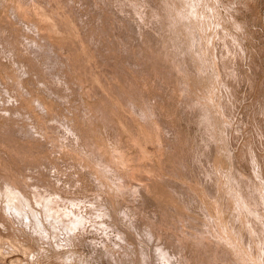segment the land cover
<instances>
[{
	"label": "rangeland",
	"instance_id": "rangeland-1",
	"mask_svg": "<svg viewBox=\"0 0 264 264\" xmlns=\"http://www.w3.org/2000/svg\"><path fill=\"white\" fill-rule=\"evenodd\" d=\"M22 1L0 0V264H116L117 254L125 251L117 252L110 260L97 245H102L103 239H110V236L114 242L116 231L121 229L123 231L119 233L126 234L134 248H129V256L126 254L123 257L125 254H122L117 264H137L138 247L142 241L148 243L144 242L151 249L159 243L170 246V249L173 247L172 252L177 247L180 251L173 254L176 258L182 257L179 258L182 264H255L257 259L262 260L264 0H34L35 3L25 0L21 5ZM57 21H60L61 25H58L61 29L58 25L54 29ZM28 23L30 27L26 25ZM31 42L33 47L35 44L41 47L35 46L38 48L33 50ZM35 51L38 54L35 55ZM47 78H50V83ZM88 85L91 88H87ZM97 86L99 89L101 86L100 91ZM159 126L160 129H157ZM236 131L241 136H236ZM144 132H148L147 135ZM156 132H159L158 135ZM150 136L155 143L157 140L156 144L153 145L152 141L144 144L149 142L145 139L150 140ZM235 137L240 138L239 142ZM124 151L126 154H123ZM144 151L150 158L142 154ZM45 158L50 161L46 162ZM254 160H257L256 167L259 163L257 169ZM117 161V164L113 163ZM130 172H134L136 177ZM137 174H142L141 178ZM131 175H134L133 179ZM136 179L142 180L136 183ZM253 183H256L255 186ZM257 186L261 189L258 187L257 190ZM50 187H54L53 190ZM253 187L257 191H253ZM55 189L62 191L58 193ZM259 191L260 194H257ZM12 192L14 199L8 202ZM252 192L260 195H255L258 200ZM48 193L52 197L56 194L62 197L55 196L58 198L55 200ZM49 196L55 204L51 198L48 202L46 198ZM22 197L26 202L20 203ZM42 198L47 201L45 207L42 206ZM97 201L102 207L106 206L101 208ZM61 202H67L66 207L61 204L66 211L83 209L92 216L93 222L99 224L103 221L101 225L106 223L108 226L99 228L101 225L98 226L97 222L98 228L81 226L79 233H82L77 235L75 243V239L67 237L65 230L52 226L54 215L48 216L49 212L56 213ZM20 204L27 210L25 213ZM15 206L23 211H17ZM106 208L112 218L109 214L107 217L100 214L106 212ZM28 210L32 212L29 216ZM46 210H49L47 216ZM35 212L36 215L33 214ZM68 217L72 220L73 216ZM46 222L48 225L51 223V229ZM131 223L136 226L138 223L139 226L132 229L134 226ZM116 224L126 225L124 228V225ZM102 228L104 232L108 230L107 235L110 232L112 235L110 233L107 237ZM147 229L156 237L152 236L154 240L143 233H149ZM94 230L100 233L96 234ZM132 234L141 240V245ZM65 235L68 239L63 238ZM33 237H38L42 243ZM62 238L66 242H60ZM91 239L96 241L91 242ZM173 241L176 244L184 242L185 245L173 246ZM4 242L10 243L13 248ZM245 242L247 245L244 248ZM63 243H66L65 246ZM153 250L155 255L158 254L157 248ZM8 253L19 254L23 260L13 257V263L7 262ZM122 257L129 258L121 262ZM156 257L158 255L154 256L152 264H168V261L163 263Z\"/></svg>",
	"mask_w": 264,
	"mask_h": 264
},
{
	"label": "bare ground",
	"instance_id": "bare-ground-1",
	"mask_svg": "<svg viewBox=\"0 0 264 264\" xmlns=\"http://www.w3.org/2000/svg\"><path fill=\"white\" fill-rule=\"evenodd\" d=\"M19 1H21V0H19ZM24 1H25V0H24ZM24 1H22L21 5H24V4H23ZM32 1H33V3L36 2V1L34 2V0H32ZM25 2H26V1H25ZM27 3H28V2H27ZM27 3H26L25 5L28 6L29 4H27ZM38 3H39V2H38ZM39 4H40V3H39ZM39 4H38V5H39ZM35 5H36V4H35ZM27 6H25V7H27ZM31 6H32V5H31ZM21 7H23V6H21ZM25 7H24V8H25ZM29 7H30V6H29ZM27 8H28V7H27ZM31 8H32V7H31ZM34 8H35L34 10H36V7H34ZM41 8H42V7H41ZM14 9H15V8H14ZM28 9H29V8H28ZM28 9H27V10H28ZM47 9H48V8H47ZM50 9H51V8H50ZM50 9H49V11H51ZM56 10H57V9H56ZM92 11H93V9H92ZM16 12H17V11H16ZM29 12H30V11H29ZM34 12H35V11H34ZM41 12L44 13L45 11H44V12L41 11ZM71 12H72V11H71ZM46 13H47V12H46ZM50 13H51V12H49V14H50ZM16 14H17V13H15V15H16ZM31 14H32V12H31ZM51 14H52V13H51ZM51 14H50V15H51ZM53 14L58 15L57 13H53ZM97 14H98V13H97ZM45 15H46V14H45ZM93 15H94V14H93ZM17 16H18V15H17ZM17 16H16V17H17ZM52 16H53V15H52ZM52 16H50V17H52ZM97 16L101 18V16H99V15H97ZM94 18H95V17H94ZM59 19H60V18H59ZM61 19H62V18H61ZM95 19H96V18H95ZM20 20H21V18H20ZM55 20H56V18L54 17V20H53V21H55ZM69 20H71V19H69ZM73 20H74V19H73ZM75 20H76V19H75ZM75 20H74V21H75ZM78 20H80V19H78ZM83 20H84V19H83ZM99 20H100V19H99ZM67 21H68V20H67ZM57 22H58V21H57ZM59 22H60V21H59ZM59 22H58L57 24L55 23L56 26H54V29H55V27H58L59 25H61V24H59ZM65 22H66V21H65ZM65 22H64V24H65ZM75 22H76V21H75ZM26 23H27V22H26ZM76 23H78V22H76ZM31 24H32V23H31ZM33 24H34V23H33ZM52 24H53V23H52ZM58 24H59V25H58ZM79 24H80V23H79ZM26 25L29 26V23L26 24ZM53 25H54V24H53ZM53 25H52V26H53ZM57 25H58V26H57ZM66 25H67V24H66ZM8 26H9V25H8ZM24 26H25V25H24ZM28 26H26V28H27ZM47 26H48V25H47ZM63 26H64V25H63ZM71 26H72V25H71ZM29 27H30V26H29ZM29 27H28L27 29H29ZM34 27H36V26H34ZM79 27H80V26H79ZM3 28H4V26H3ZM44 28H45V27H44ZM50 28H51V27H50ZM58 28H60V26H59ZM58 28H56V29H58ZM61 28H62V27H61ZM61 28H60V29H61ZM64 28H66V26H65ZM0 29H1V28H0ZM4 29H5V28H4ZM31 29H32V28H31ZM48 29H49V28H48ZM51 29H52V31H53V27H52ZM29 30H30V29H29ZM66 30H67V28H66ZM32 31H33V30H32ZM57 31L59 32V30H57ZM78 31H79V30H78ZM96 31H97V30H96ZM45 32H46V31H45ZM73 33H74V32H73ZM96 33H97V32H96ZM101 33H102V32H101ZM17 34H18V33H17ZM11 35H12V34H11ZM36 35H38V33H36ZM85 35H86V34H85ZM94 35H96V34L94 33ZM101 35H103V33H102ZM76 36H77V35H76ZM92 36H93V35H92ZM89 37H91V36L89 35ZM98 37H99V36H98ZM100 37H102V36H100ZM7 39H8V38H7ZM91 39H92V37L90 38V40H91ZM21 40H22V39H21ZM33 40H34V39H33ZM90 40H89V41H90ZM30 41H31V40H30ZM95 41H97V39H96ZM11 42H12V41H11ZM22 42H23V41H22ZM34 42H36V40H35ZM90 42H91V41H90ZM93 42H94V41H93ZM101 42H102V41H101ZM101 42H100V45H101ZM4 43H5V42H4ZM32 43H33V42H31V46L33 45ZM48 43H49V42H48ZM70 43H71V42H70ZM70 43H69V44H70ZM10 44H11V43H10ZM22 44H23V43H22ZM22 44H21V45H22ZM34 44H35V43H34ZM90 44H91V43H90ZM21 45H20V46H21ZM50 45H51V44H49L48 47H50ZM94 45H96V42H95ZM35 46H38V45L35 44L34 47H35ZM27 47H28V46H27ZM32 47H33V46H32ZM32 47H31V48H32ZM34 47H33V48H34ZM38 47H39V46H38ZM38 47H36V48H38ZM40 47H41V46H40ZM40 47H39V48H40ZM44 47H45V46H44ZM54 47H55V46H54ZM93 47H94V46H93ZM105 47H106V46H105ZM108 47H109V46H108ZM110 47H111V46H110ZM23 48H26V46L23 47ZM36 48H34L33 50H36ZM45 48H46V47H45ZM66 48H67V47H66ZM68 48H70V46H69ZM99 48H100V47H99ZM51 49H52V47H51ZM54 49H55V48H54ZM90 49H91V48H90ZM101 49H102V48H101ZM28 50H29V49H28ZM30 50H31V49H30ZM30 50H29V51H30ZM33 50L31 51V53L33 52ZM47 50H50V49L48 48ZM70 50H71V49H70ZM75 50H76V49H75ZM25 51H26V49H25ZM64 51H65V50H64ZM91 51H92V50H91ZM26 52H27V51H26ZM50 52H51V51H50ZM53 52H55V51H53ZM100 52H101V51H100ZM28 53H30V52H28ZM98 53H99V52H98ZM33 54H34V52H33ZM33 54H30V55H33ZM36 54H38V53H36V51H35V55H36ZM56 54H57V52H56ZM56 54H55V55H56ZM59 54H60V53H59ZM96 54H97V53H96ZM116 54H117V53H116ZM46 55H47V54H46ZM48 55H49V54H48ZM51 55H52V54H50V56H51ZM68 55H69V54H68ZM89 55H90V54H89ZM53 56H54V55H53ZM34 58H35V57H34ZM56 58H57V57H56ZM58 58H59V56H58ZM98 58H99V57H98ZM102 58H103V57H102ZM30 59H31V58H30ZM32 59H33V58H32ZM52 59H53V57H52ZM81 59H82V58H81ZM100 59H101V58H100ZM100 59H99V60H100ZM101 60H102V59H101ZM103 60H104V59H103ZM103 60H102V61H103ZM29 61H30V60H29ZM32 61H33V60H32ZM36 61H38V60H36ZM36 61L34 60V62H36ZM61 61H62V60H61ZM62 62H63V61H62ZM100 62H101V61H100ZM60 63H61V62H60ZM78 63H79V62H78ZM28 64H29V63H28ZM52 64H53V63H52ZM54 64H55V63H54ZM106 64H108V63H106ZM46 65H47V63H46ZM77 65H78V64H77ZM77 65H76V66H77ZM94 65H95V64H94ZM104 65H105V64H104ZM39 66H40V65H39ZM52 66H53V65H52ZM108 66H111V65H108ZM33 67H35V66H33ZM42 67H44V66H42ZM48 67H49V66H48ZM77 67H78V66H77ZM106 67H107V65H106ZM39 68H40V67H39ZM104 68H105V67H104ZM104 68H103V69H104ZM46 69H47V68H46ZM88 69H89V68H88ZM43 70H45V67L43 68ZM75 70H76V69H75ZM26 71H27V69H26ZM28 71H29V70H28ZM41 71H42V70H41ZM104 71H105V70H104ZM109 71H110V70H109ZM43 72H44V71H43ZM75 72H76V71H75ZM86 72H88V71H86ZM92 72H93V71H92ZM106 72H108L107 68H106ZM28 73H29V72H28ZM45 73H46V72H45ZM54 73H56V72H54ZM54 73H53V75H54ZM90 73H91V72H90ZM92 74H93V73H92ZM92 74H88V76H89V75H92ZM51 76H52V75H51ZM57 76H58V74H57ZM19 77H20V76H19ZM47 77H48V76H47ZM92 77H93V76H92ZM43 78H44V76H43ZM51 78H52V77H51ZM88 78L90 79L91 77H88ZM44 79H46V78H44ZM47 79H48V81H49V83H50V80H49L50 78H47ZM52 79H53V78H52ZM56 79H57V78H56ZM58 80H59V79H58ZM58 80H57V81H58ZM102 80H103V79H102ZM46 81H47V80H46ZM52 81H54V80H52ZM52 81H51V83H52ZM59 81H60V80H59ZM14 83H15V82H13V84H14ZM55 83H56V81H55ZM60 83H61V82H60ZM95 83H96V81H95ZM97 83H98V82H97ZM15 84H16V83H15ZM19 84H20V83H19ZM62 84H63V83H62ZM49 85H50V84H49ZM52 85H54V84H52ZM58 85H59V83H58ZM96 85H97V84H96ZM104 85H105V84H104ZM16 86H17V85H16ZM55 86H56V85H55ZM65 86H66V85H65ZM89 86H90V85H88L87 88H88ZM93 86H94V85H93ZM93 86H92V87H93ZM98 86H99V85H98ZM98 86H97L96 88H98ZM17 87H18V86H17ZM48 87H50V86H48ZM106 87H107V86H106ZM20 88H21V87H20ZM46 88H47V87H46ZM73 88H74V87H73ZM89 88H91V86H90ZM107 88H109V87H107ZM123 88H124V87H123ZM52 89H55V88H52ZM98 89H99V88H98ZM100 89H101V86H100ZM100 89H99V91H100ZM109 89H110V88H109ZM109 89H108V90H109ZM14 90H15V89H14ZM46 90H50V89H46ZM46 90H45V91H46ZM92 90H93V89H92ZM92 90H91V91H92ZM8 91H9V90H8ZM16 91H17V90H16ZM18 91H19V90H18ZM22 91H23V90H22ZM45 91H44V92H45ZM53 91H54V90H53ZM97 91H98V90H97ZM106 91H107V89H106ZM51 92H52V90H51ZM93 92H94V91H93ZM104 92H105V91H104ZM188 92H189V91H188ZM19 93H20V92H19ZM46 93H47V92H46ZM100 93H101V92H100ZM130 93H131V92H130ZM191 93H192V92H191ZM20 94H21V93H20ZM48 94H50V92H49ZM52 94L54 95V93H52ZM121 94L123 95V92H122ZM186 94H189V93H186ZM50 95H51V94H50ZM57 95H58V94H57ZM59 95H60V94H59ZM189 95H190V94H189ZM125 96H126V95H125ZM55 97H57V96L55 95ZM103 97H104V96H103ZM189 97H190V96H189ZM214 97H215V96H214ZM58 98H59V97H58ZM107 98H108V97H106V100H107ZM118 98H119V97H118ZM120 98H121V97H120ZM123 99H124V98H123ZM104 100H105V99H104ZM199 100H200V99H199ZM215 100H217L216 97H215ZM40 101H41V100H40ZM108 101H109V100H108ZM111 102H112V101H111ZM199 102H200V101H199ZM202 102H203V101H202ZM41 103H42V102H41ZM41 103H39V104H41ZM125 103H126V102H125ZM207 103H208V102H207ZM105 104H106V103H105ZM209 104H210V103H209ZM116 105H117V104H116ZM191 105H192V104H191ZM210 105H211V104H210ZM120 106H121V105H120ZM124 106L127 107L126 105H124ZM202 106H203V105H202ZM202 106H201V107H202ZM206 106H207V105H206ZM220 106H221V104H220ZM45 107H46V106H45ZM224 107H225V105H224ZM100 108H101V107H100ZM104 108H105V107H104ZM117 108H119V107L117 106ZM189 108H190V107H189ZM192 108H193V107H192ZM194 108H195V107H194ZM52 109H53V108H52ZM125 109H126V108H125ZM205 109H206V108H205ZM105 110H106V109H105ZM222 110H224V109H222ZM101 111H102V110H101ZM128 111H129V110H128ZM197 111H198V109H197ZM204 111H205V110H204ZM84 112H85V111H84ZM90 112H91V111H90ZM112 112H113V111H112ZM116 112H117V111H116ZM120 112H121V111H120ZM225 112H226V109H225ZM50 113H51V112H50ZM50 113H49V114H50ZM82 113H83V112H82ZM88 113H89V112H88ZM104 113H105V112H104ZM122 113H123V112H122ZM124 113H125V111H124ZM79 114H80V113H79ZM223 114H224V113H223ZM226 114H227V113H226ZM56 115H57V114H56ZM124 115H126V114H124ZM204 115H205V114H204ZM212 115H213V112H212ZM41 116H42V115H41ZM92 116H94V115H92ZM110 116H111V115H109V117H110ZM51 117H52V115H51ZM149 117H150V116H149ZM45 118H46V117H45ZM55 118H56V116H55ZM58 118L60 119V117H58ZM83 118H84V117H83ZM110 118H111V117H110ZM56 119H57V118H56ZM56 119H55V121H56ZM65 119H67V118H65ZM68 119H69V118H68ZM90 119H91V118H90ZM111 119H112V118H111ZM219 119H220V118H219ZM213 120H214V119H213ZM220 120H221V119H220ZM61 121H62V120H61ZM108 121H109V120H108ZM150 121H151V120H150ZM206 121H207V120H206ZM223 121H224V120H223ZM40 122H41V121H40ZM59 122H60V120H59ZM59 122H58V123H59ZM67 122H68V120H67ZM217 122H218V121H217ZM152 123H154V122H152ZM204 123H205V122H204ZM59 124H60V123H59ZM84 124H85V123H84ZM114 124H115V123H114ZM156 124H157V123H156ZM205 124H206V123H205ZM8 125H9V124H8ZM52 125H53V124H52ZM85 125H86V124H85ZM154 125H155V124H154ZM238 125H240V123H239ZM3 126H4V125H3ZM56 126H57V125H56ZM67 126H68V124H67ZM108 126H109V125H108ZM157 126H158V125H156V127H157ZM4 127H5V126H4ZM6 127H10V126H6ZM6 127H5V128H6ZM20 127H21V126H20ZM44 127H45V126H44ZM53 127H54V126H53ZM59 127H60V125H59ZM91 127H92V126H91ZM148 127L150 128V126H148ZM151 127H152V126H151ZM154 127H155V126H154ZM156 127H155V128H156ZM218 127H219V126H218ZM5 128H4V129H5ZM13 128H14V127H13ZM13 128H12V131H13ZM15 128H16V127H15ZM18 128H19V126H18ZM48 128H49V127H48ZM54 128H55V127H54ZM69 128H70V126H69ZM213 128H214V127H213ZM16 129H17V128H16ZM20 129H21V128H20ZM157 129H160V126H159V128H157ZM9 130H10V128L8 129V131H9ZM14 130H15V129H14ZM29 130H30V129H29ZM153 130H154V129H153ZM237 130H238V129H237ZM0 131H1V130H0ZM5 131H6V130H5ZM8 131H7V132H8ZM16 131H17V130H15V132H16ZM50 131H51V128H50ZM60 131H61V130H60ZM78 131H79V130H78ZM92 131H93V130H92ZM240 131H241V130H240ZM240 131H239V132H240ZM242 131H243V130H242ZM242 131H241V133H242ZM2 132H3V131H2ZM2 132H1V133H2ZM7 132H5V133H7ZM9 132H10V131H9ZM13 132H14V131H13ZM28 132H29V131H28ZM56 132H58V131H56ZM63 132H65V131L63 130ZM84 132H85V131H84ZM149 132H151V131L149 130ZM153 132H154V131H153ZM213 132H215V130H214ZM213 132H212V133H213ZM16 133H17V132H16ZM44 133H45V132H44ZM51 133H52V132H51ZM54 133H55V132H54ZM144 133H145V132H144ZM147 133H148V132H146L145 134L147 135ZM158 133H159V132H156L157 135H158ZM217 133H218V132H217ZM241 133H239L240 135H238V131H236V134H237L236 136H241ZM55 134H56V133H55ZM86 134H87V133H86ZM86 134H85V135H86ZM89 134H90V133H89ZM213 134H214V133H213ZM215 134H216V133H215ZM242 134H243V133H242ZM17 135H18V133H17ZM19 135L22 136L21 134H19ZM61 135H62V134H61ZM64 135H65V134H64ZM77 135H79V134L77 133ZM151 135H152V134H151ZM157 135H156V136H157ZM219 135H220V134H219ZM243 135H244V134H243ZM1 136H2V135H1ZM11 136H13V135H11ZM86 136H87V135H86ZM148 136H149V135H148ZM148 136H147V137H148ZM211 136H212V135H211ZM215 136H216V135H215ZM8 137H9V136H8ZM8 137H6V138L8 139ZM77 137H79V136H77ZM142 137H143V136H142ZM147 137H146V138H147ZM0 138H1V137H0ZM91 138H92V137H91ZM91 138H90V139H91ZM134 138H135V137H134ZM150 138H151V136H150ZM214 138H215V137H214ZM214 138H213V139H214ZM7 139H5V140H7ZM78 139H79V138H78ZM83 139H84V138H83ZM92 139H93V138H92ZM92 139H91V140H92ZM132 139H133V138H132ZM136 139H138V138L136 137ZM157 139H158V138H157ZM238 139L240 140V138H237V139H236V137H235V140L239 142ZM2 140H3V139H2ZM9 140H10V139H9ZM86 140H87V139H86ZM88 140H89V139H88ZM147 140H148L149 142H144V144H145V143H148V144H149V143L152 141V138H151L150 140H149V139H145V141H147ZM153 140H154V139H153ZM214 140H215V139H214ZM133 141H134V139H133ZM135 141H137V140H135ZM140 141H141V140L138 141V142L140 143L139 145L142 146V144H141ZM155 141H156V143H157V140H155ZM14 143H15V142H14ZM90 143H91V142H90ZM151 143L153 144V143H155V142L152 141ZM156 143H155V144H156ZM18 144H19V143H18ZM22 144H23V143H22ZM86 144H87V143H86ZM136 144L138 145V143L134 142V145H136ZM152 144H150V145H152ZM153 145H154V144H153ZM153 145H152V146H153ZM215 145H216V144H215ZM25 147H26V146H25ZM25 147H24V148H25ZM15 148H16V146H15ZM141 148H142V147H141ZM215 148H216V147H215ZM19 149H20V148H19ZM52 149H53V148H52ZM139 149H140V148H139ZM27 150H28V149H27ZM31 150H32V149H31ZM143 150H144V149H143ZM32 151H33V150H32ZM53 151H54V150H53ZM121 151H122V150H121ZM141 151H142V149H141ZM141 151L139 150V152H141ZM113 152H114V151H113ZM122 152H123V151H122ZM125 152H126V151H124L123 154H126ZM117 153H119V152H117ZM128 153H129V152H128ZM12 154H13V153H12ZM114 154H115V153H114ZM123 154H122V155H123ZM138 154L140 155V153H138ZM138 154H137V155H138ZM142 154H145V155H146L147 152L145 153V151H144V153H142ZM51 155H52V154H51ZM119 155H121V154L119 153ZM137 155H136V156H137ZM145 155H144V156H145ZM212 155H213V153H212ZM30 156H31V155H30ZM130 156H131V153H130ZM146 156H148V155H146ZM119 157H121V156H119ZM139 157H141V156H139ZM139 157H137L138 160H139ZM148 157H149V156H148ZM19 158H20V157H19ZM117 158H118V157H117ZM117 158H116V159H117ZM141 158H142V157H141ZM143 158H144V157H143ZM149 158H150V157H149ZM149 158H148V159H149ZM122 159H123V158H122ZM44 160H46V158H45ZM47 160H48V159H47ZM47 160H46V162H47ZM58 160H60V159H58ZM108 160H109V159H108ZM114 160H115V159H114ZM119 160H121V159H119ZM119 160H118V161H119ZM48 161H50V160H48ZM111 161H113V160H111ZM115 161H116V160H115ZM118 161H117V162H113V163H116V164H117ZM255 161L257 162V160H254V162H255ZM40 162H41V161H40ZM60 162H61V160H60ZM62 162H63V160H62ZM62 162H61V163H62ZM64 162H66V161H64ZM107 162H108V161H107ZM119 162H120V161H119ZM256 162H255V165H254L255 167H256ZM262 162H263V161H262ZM48 163H49V162H48ZM48 163H47V164H48ZM121 163L123 164L124 161H123V162L121 161ZM207 163H208V162H207ZM119 164H120V163H119ZM258 164H259V163H258ZM258 164H257V167L259 166ZM125 165H126V164H125ZM49 166H50V165H49ZM119 166H120V165H119ZM41 167H42V166H41ZM59 167H60V166H59ZM257 167H256V169H257ZM152 168H153V166H152ZM152 168H151V169H152ZM253 168H254V167H253ZM53 169H54V168H53ZM118 169H120V168H118ZM135 169H137V168H134V171H136ZM151 169H150V170H151ZM154 169H156V167H155ZM220 169H221V168H220ZM7 170H8V169H7ZM10 170H11V169H10ZM120 170H121V169H120ZM129 170H131V169H129ZM152 170H153V169H152ZM197 170H198V169H197ZM132 171H133V170H132ZM155 171H156V170H155ZM155 171H151V172L153 173V172H155ZM199 171H201V170H199ZM205 171H206V170H205ZM211 171H212V170H211ZM211 171H210V172H211ZM222 171H223V170H222ZM9 172H10V171H9ZM56 172H57V171H56ZM50 173H51V172H50ZM54 173H55V172H54ZM118 173H119V172H118ZM127 173H128V172H127ZM130 173H131V172H130ZM133 173H134V172H132L131 174H133ZM136 173L139 174V172H137V171H136ZM146 173H148V172H146ZM146 173H145V174H146ZM155 173H156V172H155ZM199 173H200V172H199ZM201 173H202V172H201ZM240 173H241V172H240ZM9 174H10V173H9ZM119 174H120V173H119ZM138 174H137V175H138ZM142 174H143V173H142ZM142 174H141V175H142ZM145 174H144V175H145ZM153 174H154V173H153ZM207 174H208V173H207ZM128 175H129V173H128ZM128 175L126 174L127 177H129ZM134 175H135V173H134ZM134 175H133V176H134ZM141 175H140V176L138 175V177L141 178ZM146 175H147V174H146ZM148 175H150V174H148ZM161 175H162V174H161ZM222 175H223V174H222ZM257 175H258V174H257ZM122 176H124V175H122ZM131 176H132V175H131ZM131 176H130V178H131ZM133 176H132V179H133ZM211 176H212V175H211ZM218 176H219V175H218ZM255 176H256V173H255ZM255 176H254V177H255ZM127 177H126V178H127ZM135 177H136V175L134 176V178H135ZM138 177H137V178H138ZM142 177H143V176H142ZM147 177H148V176H147ZM147 177H146V178H147ZM207 177H208V176H207ZM257 177H258V176H257ZM120 178H121V177H120ZM8 179H9V178H8ZM17 179H18V178H17ZM21 179H22V178H21ZM124 179H125V178H124ZM143 179H145V178H143ZM256 179H257V178H256ZM24 180H25V179H24ZM35 180H36V179H35ZM127 180H128V178H127ZM136 180H137V179H136ZM140 180H142V179H138V180L135 181V182L137 183V182L140 181ZM149 180H150V179H149ZM9 181H10V180H9ZM20 181H22V180H20ZM25 181H26V180H25ZM25 181H24V183H26ZM36 181H37V180H36ZM36 181H35V183H36ZM130 181L132 182V180H130ZM14 182H15V181H14ZM33 182H34V181H33ZM131 182H130L129 184H132ZM15 183H16V182H15ZM15 183H14V184H15ZM18 183H19V182H18ZM21 183H23V182H21ZM123 183H125V182H123ZM136 183H134V184L136 185ZM138 183H139V182H138ZM4 184H6V183H4ZM11 184H12V183H11ZM11 184H10V185H11ZM19 184H20V183H19ZM253 184H254V183H253ZM253 184H252V185L250 184L249 186H253ZM255 184H256V183H255ZM255 184H254V186H255ZM35 185H36V184H35ZM258 185H259V183H258ZM3 186H4V185H3ZM17 186H18V184L16 185V187H17ZM51 186H52V185H51ZM118 186H119V185H118ZM120 186H121V185H120ZM122 186H123V185H122ZM132 186H133V185H132ZM4 187H5V186H4ZM6 187H7V186H6ZM14 187H15V186H14ZM128 187H129V186H128ZM135 187H136V186H135ZM187 187H188V186H187ZM258 187H259V186H257V190H258ZM10 188H11V186H10ZM50 188H51V187H50ZM53 188H54V187H52L51 189L53 190ZM123 188H124V187H123ZM133 188H134V187H133ZM208 188H209V187H208ZM253 188H254V187H253ZM259 188L261 189V187H259ZM3 189H5V188H3ZM61 189H62V188H61ZM64 189H65V188H64ZM129 189H130V188H129ZM189 189H190V188H189ZM250 189H251V187L249 188V191H250ZM254 189H255V190H253V191H257V190H256V187H255ZM5 190H6V189H5ZM5 190H4V193H5ZM7 190H8V189H7ZM16 190H18V188H17ZM47 190H48V188H47ZM49 190H50V189H49ZM55 190H56V191H59V190H57V189H55ZM1 191H2V189H1ZM14 191H15V190H14ZM61 191H62V190H60L58 193H60ZM64 191H65V190H64ZM17 192H19V191H17ZM17 192H16V193H17ZM131 192H132V191H131ZM184 192H186V191L184 190ZM209 192H210V191H209ZM0 193H1V192H0ZM6 193H7V192H6ZM19 193H21V192H19ZM51 193H52V192H51ZM51 193H48V195H50ZM56 193H57V192H56ZM58 193H57V194H58ZM64 193H65V192H64ZM68 193H69V192H67V194H68ZM70 193H71V192H70ZM96 193H97V192H96ZM96 193H95V194H96ZM100 193H101V192H100ZM134 193H135V192H134ZM247 193H248V192H247ZM252 193H253V192H252ZM252 193H251V194H252ZM2 194H3V193H2ZM9 194H10V193H9ZM9 194H7V196H8ZM53 194H54V193H53ZM57 194L55 195L56 197L59 196V195L57 196ZM72 194H74V193H72ZM77 194H78V193H77ZM77 194H76V195H77ZM88 194H89V193H88ZM91 194H92V193H91ZM97 194H98V193H97ZM97 194H96V196H98ZM225 194H226V193H225ZM253 194H254V195H253ZM253 194H252L253 196L256 195L255 192H254ZM257 194H260V191H259V193H257ZM0 195H1V194H0ZM19 195H20V194H19ZM21 195H22V194H21ZM43 195H45V194L43 193ZM48 195H46V196H48ZM76 195H75V196H76ZM102 195H103V194H102ZM132 195H133V194H132ZM134 195H135V194H134ZM247 195H248V194H247ZM2 196H3V195H2ZM2 196H1V197H2ZM7 196L5 195L6 198H7ZM11 196H12V198H10ZM11 196H9V197L7 198V199H8V200H7L8 202H9V199H11V200H10L11 202H12V200L14 199L13 192H12V195H11ZM15 196H16V195H15ZM17 196H18V194H17ZM17 196H16V197H17ZM23 196H24V195H23ZM46 196H45V197H46ZM50 196L52 197V195H50ZM50 196L47 197L46 199L51 198ZM55 196H53L52 198L55 199V200H57L58 198L56 199ZM63 196H65V195H63ZM67 196H68V195H67ZM67 196H65V197L67 198ZM69 196H70V194H69ZM69 196H68V197H69ZM75 196H74V197H75ZM78 196H79V195H78ZM81 196H82V195H81ZM90 196H91V195H90ZM100 196H101V195H100ZM190 196H191V195H190ZM244 196H245V195H244ZM244 196H242V198H243ZM256 196L259 197L260 195H259V196L256 195ZM256 196H255V198H256ZM25 197H26V196H25ZM43 197H44V196H43ZM61 197H62V195L60 194L59 199H61ZM87 197H88V196H87ZM93 197H94V196H93ZM104 197H105V196H104ZM193 197H194V196H193ZM193 197H192V198H193ZM212 197H214V196H212ZM234 197H235V195H234ZM249 197H250V196H249ZM251 197H252V196H251ZM27 198H28V197H27ZM52 198H51V199H52ZM70 198H71V196H70ZM85 198H86V197H85ZM244 198H245V197H244ZM247 198H248V197H247ZM22 199H23V197H22ZM40 199H41V198H40ZM53 199H52V201H53ZM62 199H63V198H62ZM83 199H84V198H83ZM92 199H93V198H92ZM92 199H91V200H92ZM238 199H239V198H238ZM248 199L251 200L252 198H248ZM256 199H257V198H256ZM19 200H20V199H19ZM26 200H27V199H26ZM42 200H43V198H42ZM55 200H54V201H55ZM63 200H64V199H63ZM63 200H62V202H64ZM87 200H89V198H88ZM101 200H102V199H101ZM193 200H194V198H193ZM253 200H255V199H253ZM253 200H252V201H253ZM257 200H258V199H257ZM17 201H18V200H16V202H17ZM43 201H44V200H43ZM45 201H46V200H45ZM45 201H44V203H43V205H42L43 207H45V206H44ZM54 201L52 202L53 204H55ZM83 201H84V200H83ZM95 201H96V200H95ZM238 201H239V200H238ZM255 201H256V200H255ZM255 201H253V202L255 203ZM259 201H261L260 198H259ZM16 202H15V204L19 203V202H17V203H16ZM21 202H26V201H24V199H23V201L20 200V203H21ZM38 202H39V201H38ZM41 202H42V201H41ZM41 202H40V203H41ZM48 202H51V200L49 201V199H48ZM56 202H57V201H56ZM62 202L60 203V205L62 204ZM97 202H98V201H97ZM101 202H102V201H101ZM126 202H127V201H126ZM129 202H130V201H129ZM239 202H240V201H239ZM253 202H252V203H253ZM13 203H14V202H13ZM13 203H12V204H13ZM81 203H82V202H81ZM106 203H107V202H106ZM106 203H105V204H106ZM108 203H109V202H108ZM256 203H258V201H256ZM10 204H11V203H9V204H7V205H10ZM25 204H26V203H24L23 206H25ZM57 204H58V202H57ZM63 204H64V203H63ZM63 204H62V205H63ZM65 204H67V202H65ZM65 204H64V205H65ZM69 204H70V203H68V205H69ZM77 204H78V203H77ZM79 204H80V203H79ZM91 204H92V203H91ZM97 204H98V206H101V205L99 204V202H98ZM102 204H103V203H102ZM5 205H6V204H5ZM18 205H19V204H18ZM18 205H17V206H18ZM46 205H47V201H46ZM48 205H49V204H48ZM51 205H52V204L50 203V206H51ZM62 205H61L60 207H62ZM87 205H88V204H87ZM89 205H90V204H89ZM94 205H95V204H94ZM111 205H112V204H111ZM217 205H219V204H217ZM237 205H238V203H237ZM257 205H259V204H257ZM12 206H13V205H12ZM21 206H22V205L20 204V208H21V209H24V208H22ZM39 206H40V205H39ZM57 206H58V205H57ZM75 206H76V205H75ZM78 206H79V205H78ZM90 206H91V205H90ZM104 206H106V205H104ZM104 206H103V207H104ZM117 206H118V205H117ZM128 206L130 207V204H129ZM253 206H254V205H253ZM8 207H11V206H8ZM13 207H14V206H13ZM15 207H16V206H15ZM46 207H47V206H46ZM53 207H55V205H53ZM60 207H57V208H56V211H55L56 213H51V212H49V213H50V215H48L49 217H50L51 215H54V216H53L54 222H53L52 226L56 225L54 228H56L57 230H60L59 228H61L62 231L65 230L66 233H65V231H64V233L67 234V237L71 238V240H72V238L75 239V241H74L75 243H76V241H78V237H79V236H77V235H78V234L80 235V234L82 233V232L79 233V230H80V227H81V226H85V227H86V225H88V227H89V225H90L91 228H93V227L96 228V227H97L96 224H95V222H97V221L93 222V221H92V218H91L92 216L88 215L87 212H84L83 209H82V210H78V209L75 210V209H73L72 212H68L69 210L66 211L63 207H62V208H60ZM64 207H66V205H65ZM103 207L101 206V208H103ZM115 207H116V206H115ZM236 207H237V206H236ZM40 208H42V207H40ZM127 208H128V207H127ZM127 208H126V210H128ZM10 209H11V208H10ZM10 209H9V210H10ZM33 209H35L34 211L38 210V209H36V208H33ZM33 209H31V210H33ZM46 209H47V208H46ZM51 209H53V208H51ZM95 209H96V208H95ZM107 209H108V208L105 209L106 212L103 211V213H100V214H101V215L104 214V216H106V215H108V214L110 215L109 210H107ZM115 209H116V208H115ZM131 209L133 210V208H131ZM235 209H236V208H235ZM16 210L18 211L19 209L16 207ZM40 210H41V209H40ZM49 210H50V208H49ZM49 210H46V211H45V215L48 214L47 212H48ZM54 210H55V208H54ZM93 210H94V209H93ZM126 210H125V211H126ZM21 211H23V210H21ZM21 211L19 210V212H21ZM25 211H27V210L24 209V213H25ZM38 211H39V210H38ZM50 211H51V210H50ZM52 211H53V210H52ZM95 211H96V210H95ZM97 211H98V210H97ZM113 211H114V210H113ZM113 211H112V213H113ZM116 211H117V210H116ZM123 211H124V210H123ZM13 212H14V210H13ZM19 212H16V213L19 214ZM29 212H30V210H28V212H27V213H28V216H29V214L32 213V212H31V213H29ZM91 212H92V211H91ZM93 212H94V211H93ZM129 212H130V211H129ZM16 213H13V214L16 215ZM22 213H23V212H22ZM95 213H96V212H95ZM117 213H118V212H117ZM20 214H21V213H20ZM33 214L36 215V212L33 213ZM56 214H57V215H56ZM65 214H66V215H65ZM128 214H129V213H128ZM130 214H131V213H130ZM41 215H42V214H41ZM45 215H44V216H45ZM67 215H68L70 218L73 216V217H72V220L67 219V218H66V217H68ZM92 215H93V214H92ZM96 215H97V214H96ZM101 215H100V216H101ZM109 215H108V216H109ZM113 215H114V214H113ZM117 215H118V214H117ZM122 215H123V214H122ZM122 215H120L119 217H121ZM125 215H126V214H125ZM132 215H133V214H132ZM17 216H18V215H17ZM19 216H21V215H19ZM25 216H26V215H25ZM25 216H23V217H25ZM42 216H43V215H42ZM46 216H47V215H46ZM64 216H65V217H64ZM110 216H111V215H110ZM115 216H116V215H115ZM31 217H32V216H30V218H31ZM69 217H68V218H69ZM97 217H99V215H97ZM106 217H107V216H106ZM125 217H126V216H125ZM130 217H131V216H130ZM28 218H29V217H27V220H29ZM46 218H47V220H49L48 217H46ZM100 218H101V217H100ZM102 218H103V217H102ZM108 218H110V217H108ZM111 218H112V216H111ZM116 218H118V217H116ZM121 218H122V217H121ZM127 218H128V215H127ZM23 219H24V218H23ZM31 219H32V218H31ZM33 219H34V216H33ZM35 219H38V218H35ZM39 219H41V218H39ZM43 219H45V218H43ZM95 219H96V218H95ZM106 219H107V218H106ZM113 219H114V218H113ZM129 219H130V218H129ZM97 220L99 221V219H97ZM116 220H119V218L116 219ZM131 220H132V221H131ZM131 220H130V221L133 222V224H135L134 221H133V218H131ZM33 221H34V220H33ZM33 221H32V222H33ZM35 221H36V220H35ZM43 221H45V220H43ZM50 221H51V218H50ZM104 221H105V219H104ZM114 221H115V220H114ZM114 221H113V222H114ZM120 221L122 222V220H120ZM127 221H128V220L126 219V224H127ZM36 222H38V221H36ZM39 222H40V220H39ZM102 222H103V221H101L99 224H98V222H97L98 226L101 225ZM105 222H106V221H105ZM105 222H104V223H105ZM117 222L119 223V221H117ZM123 222L125 223V219L123 220ZM0 223H1V221H0ZM41 223H42V222H41ZM54 223H55V224H54ZM108 223H109V221H108ZM110 223H111V221H110ZM114 223H115V222H114ZM114 223H113V224H114ZM144 223H145V222H144ZM150 223H153V222H150ZM260 223H261V222H260ZM33 224H34V223H33ZM42 224H43V223H42ZM46 224H47V222H46ZM105 224H106V223H105ZM105 224H103V225H104V226H108V224H107V225H105ZM126 224H125V225H126ZM131 224H132V223H131ZM131 224H128V225L130 226ZM133 224H132V225H133ZM136 224H137V226H139L138 223H136ZM148 224H149V223H148ZM38 225H39V224H38ZM44 225H45V224H44ZM44 225H40L39 227H44ZM47 225H48V224H47ZM50 225H51V223H50ZM50 225H48V227L51 229L52 227H51ZM103 225L99 226V228L102 227ZM116 225H118V224H116ZM119 225L122 227L124 224H122V225L119 224ZM119 225H118V226H119ZM125 225H124V228H125ZM146 225H147V224H146ZM257 225H258V224H256V226H257ZM260 225H261V224H260ZM260 225H259V226H260ZM35 226H36V225H35ZM111 226H112V225H111ZM114 226H115V225H113V227H114ZM133 226H134V228H132V229H135V226H136V225H133ZM137 226H136V227H137ZM149 226H151V225H149ZM152 226H153V225H152ZM199 226H200V225H199ZM202 226H203V225H202ZM253 226H254V225H253ZM253 226H252V227H253ZM45 227H46V225H45ZM48 227H46V229H47ZM109 227H110V225H109ZM113 227H112V229H113ZM121 227H119V228H121ZM141 227H142V226H141ZM146 227H147V226H146ZM184 227H185V226H184ZM260 227H261V226H260ZM260 227H259V228H260ZM263 227H264V226H263ZM36 228H38V227H36ZM54 228H53V229H54ZM97 228H98V227H97ZM110 228H111V227H110ZM114 228H115V227H114ZM119 228H118V229H119ZM130 228H131V226H130ZM130 228H129V229H130ZM147 228H148V227H147ZM254 228H255V227H254ZM40 229H41V228H40ZM40 229H35V230H40ZM46 229H43V230H46ZM86 229H87V228H86ZM107 229H108V227H107ZM107 229H106V230H107ZM116 229H117V227H116ZM136 229H137V228H136ZM138 229H139V227H138ZM138 229H137V230H138ZM142 229H143V228H142ZM149 229H150V227H149ZM180 229H181V228H180ZM206 229H207V228H206ZM209 229H210V228H209ZM257 229H258V228H257ZM261 229H262V228H261ZM43 230H42V231H43ZM54 230H55V229H54ZM121 230H122V229H121ZM121 230H118V231L121 232ZM137 230H136V231H137ZM140 230H141V229H140ZM140 230H139V231H140ZM145 230H146V229H145ZM200 230H202V229L200 228ZM259 230H260V229H259ZM263 230H264V229H263ZM263 230H262V231H263ZM40 231H41V230H40ZM62 231H61V232H62ZM76 231H77V232H76ZM80 231H81V230H80ZM88 231H89V230H88ZM92 231H93V230H92ZM92 231H91V232H92ZM94 231H95V230H94ZM97 231H98V229H97ZM102 231H103V228H102ZM122 231H123V230H122ZM134 231H135V230H134ZM139 231H137V232H139ZM143 231H144V229H143ZM143 231H141V232H143ZM147 231H148V229H147ZM149 231H150V230H149ZM149 231H148V232H149ZM152 231H153V230H152ZM169 231H170V230H169ZM173 231H175V230H173ZM185 231H186V230H185ZM255 231H256V230H255ZM262 231H261V232H262ZM37 232H38V231H37ZM46 232H47V231H46ZM55 232H56V231H55ZM55 232H54V234H55ZM83 232H84V231H83ZM86 232H87V231H86ZM86 232H85V233H86ZM89 232H90V231H89ZM106 232H108V230H107ZM106 232L103 231V233H106ZM109 232H110V231H109ZM119 232L116 231V236H115L116 238L114 239V242L111 241V240H112V237L110 236V239H111V240H110L109 238H107V239L104 238L103 241L101 240V241L103 242V243H101L102 245H97V246H99V247L101 246V248H102L103 251H104V254H105L109 259H110V257H114V255L116 256V253H117V252H118V253H119V252L122 253L123 251H125V253H124V252L122 253V254H125V255H123V257H124V256H127V255L129 256L128 253H129V251H131V249H129V248H130V247L134 248V247L132 246L133 244L130 242V239L128 238V239H129V240H128V239L125 237L126 234H125V235H124V234L122 235V234L119 233ZM124 232H125V230H124ZM141 232H139V233H141ZM158 232H160V231H158ZM171 232H172V231H171ZM175 232H176V231H175ZM175 232H173V233H175ZM192 232H193V231H192ZM201 232H202V231H201ZM41 233H42V232H41ZM43 233H45V232H43ZM48 233H49V232H48ZM87 233H88V232H87ZM94 233H96V231H95ZM99 233H100V232H99ZM99 233H96V234H99ZM110 233H111V232H110ZM110 233H108V235H109ZM126 233H127V232H126ZM131 233H132V232H131ZM133 233H134V232H133ZM143 233H144L146 236L148 235V236H147L148 239L150 238V239L154 240L153 238H154L155 236H153L154 234L152 235V232H151V231L149 232L150 234H149V233H145V232H143ZM153 233H154V232H153ZM156 233H157V232H156ZM195 233H196V232H195ZM227 233H228V232H227ZM262 233H263V232H262ZM39 234H40V233H39ZM45 234H46V233H45ZM56 234H57V233H56ZM59 234H60V233H59ZM61 234H62V233H61ZM92 234H93V233H92ZM113 234H114V233H113ZM127 234H129V233H127ZM137 234H138V233H137ZM171 234H172V233H171ZM171 234H170V235H171ZM176 234H177V233H176ZM193 234H194V232H193ZM193 234H192V235H193ZM196 234H197V233H196ZM35 235H36V234H35ZM43 235H44V234H43ZM87 235H88V234H87ZM105 235L108 237L107 233H106ZM110 235H112V233H111ZM132 235H133V234H132ZM135 235H136V234H135ZM139 235H141V234H139ZM139 235H138V237H139ZM145 235H143L144 238H145ZM157 235H158V233L156 234V236H157ZM161 235H162V234H161ZM179 235H181V233H180ZM184 235H186V236L189 237V235H187V234H185V233H184ZM184 235H183V236H184ZM202 235H203V234H202ZM255 235H258V234H255ZM33 236H34V235H33ZM38 236H40V235H38ZM56 236H58V235H56ZM81 236H82V235H81ZM81 236H80V237H81ZM101 236H102V235H101ZM103 236H104V235H103ZM106 236H104V237H106ZM133 236H134V235H133ZM149 236H150V237H149ZM152 236H153V238H152ZM159 236H160V234H159ZM173 236H175V235H173ZM173 236H172L173 239L176 238V237H173ZM176 236H177V235H176ZM229 236H231V235H229ZM58 237L61 238V236H58ZM58 237H57V238H58ZM65 237H66V235H65L63 238H65ZM67 237H66V239H68ZM75 237H77V238H75ZM85 237H87V236L85 235ZM93 237H94V236H93ZM256 237H257V236H256ZM63 238H62V240L59 239L60 242L63 241ZM94 238H95V237H94ZM132 238H133V237H132ZM139 238H142V240H143L142 235H141V237H139ZM155 238H156V237H155ZM159 238H160V237H158V239H159ZM220 238H221V237H220ZM250 238H251V235H250ZM252 238H253V237H252ZM258 238H260V237H258ZM258 238H257V239H258ZM33 239H34V237H33ZM44 239H45V238H44ZM66 239L64 240L65 242H66ZM96 239H98V237H96ZM105 239H106V240H105ZM108 239L110 240V242L114 243L115 245L113 246V244H111V243L109 242ZM133 239H136L135 236H134ZM137 239H138V238H137ZM137 239H136V241L140 244V241H141V240L138 239V240H139V241H138ZM148 239H147V240H148ZM173 239H171L170 241L172 242ZM177 239H179V236H178ZM196 239H197V237H196ZM225 239H226V238H225ZM34 240H38V237H36V239H34ZM49 240H50V239H49ZM55 240H56V239H55ZM83 240H84V239H83ZM93 240H95V239H93ZM93 240L91 239V242H92ZM115 240H116V241H115ZM175 240H176V239H175ZM181 240H183V238H182ZM185 240H186V239H185ZM250 240H251V239H250ZM253 240H254V239H253ZM261 240H262L261 242H264V237H263V235H262V237H261ZM38 241H39V243H42L40 240H38ZM38 241H36V242H38ZM46 241H47V240H46ZM64 241H63V242H64ZM69 241H70V239H69ZM79 241H80V240H79ZM84 241H85V240H84ZM87 241H88V239H87ZM95 241H96V240H95ZM134 241H135V240H134ZM150 241H151V240H149V242H150ZM157 241H158V240H157ZM177 241H178V240H177ZM186 241H187V240H186ZM186 241H185V242H186ZM203 241H204V240H203ZM207 241H208V240H207ZM215 241H216V240H215ZM225 241H226V240H225ZM235 241H236V240H235ZM251 241H252V240H251ZM43 242H44V241H43ZM50 242H51V240H50ZM57 242H58V241H56V243H57ZM67 242H68V241H67ZM144 242H145V241H144ZM144 242L142 241V243H141L142 245L140 244V245L143 246V247H141V246L138 247V256H137L138 263H139V262H141V263H143V262L145 263V262H146V264H152V263H154V260H153L154 256L158 255V258H159V259H158L157 257H156V258L158 259V261L160 260V262H161V260H162L163 263L166 262V261H168V264H169V263H170V264H182V263H181V262H182V261H181L182 259H181V260L179 259V258L181 257V256L179 257L180 254L178 255L179 258H176L177 256L173 254L175 251L177 252V250H179V249H177V247L175 248L176 250H175V251L173 250V252H172L171 250L173 249V247H172V249H170V248H169L170 246H169V247H168V246H165L166 244H164V245L162 244V245H161V243H159V244H160V245H159V244H157V243L159 242V241H158V242H156L157 245L155 244L157 250H156L155 247L153 248V249H155L156 251L159 250V251L157 252L158 254L155 255V253L153 252L154 250L151 249V247H148L147 245H145ZM153 242H154V241H153ZM153 242H152V243H153ZM173 242H174V243H173V246H175V245L178 246V244H179L178 242H177L178 244H176L175 241H173ZM221 242H222V241H221ZM256 242H257V241H256ZM4 243H5V242H4ZM58 243H59V242H58ZM58 243H57V244H58ZM71 243H72V242H71ZM145 243H146V242H145ZM169 243H170V242H169ZM183 243H184V242H182V244H183ZM206 243H207V242H206ZM5 244H9V245H10V243H5ZM64 244H66V243H63V245H64ZM69 244H70V243H69ZM72 244H73V243H72ZM98 244H99V243H98ZM146 244H148V243H146ZM174 244H175V245H174ZM180 244H181V243H180ZM180 244H179V245H180ZM182 244H181V245H182ZM216 244H217V243H216ZM223 244H224V243H223ZM240 244H241V243H240ZM249 244H250V243H249ZM249 244H248V245H249ZM260 244H261V243H260ZM260 244H259V245L257 244V245L259 246V249H262V248H260ZM0 245H1V244H0ZM58 245H59V244H58ZM61 245H62V243H61ZM91 245H92V244H91ZM116 245H117V246H116ZM153 245H154V243H153ZM184 245H185V243H184ZM204 245H205V244H204ZM226 245H227V244H226ZM243 245H244V248H245V245H247L246 242H245ZM2 246H3V245H2ZM2 246H1V247H2ZM6 246H7V245H6ZM10 246H12V245H10ZM22 246H23V245H22ZM24 246H25V245H24ZM64 246H65V245H64ZM171 246H172V245H171ZM186 246H187V245H186ZM201 246H202V245H201ZM235 246H237V245H235ZM253 246H254V245H253ZM20 247H21V246H19V248H20ZM90 247H91V246H90ZM94 247H95V246H94ZM99 247H98V249H99ZM140 247H141V249H140ZM251 247H252V245H251ZM6 248H7V247H6ZM8 248H10V247H8ZM11 248H13V246H12ZM21 248H22V247H21ZM21 248H20V249H21ZM57 248H58V247H57ZM148 248H150L151 250L149 251ZM178 248H179V247H178ZM233 248H234V247H233ZM246 248H247V247H246ZM249 248H250V247H249ZM249 248H248V249H249ZM1 249H2V248H1ZM4 249H5V246H3V250H4ZM17 249H18V248H17ZM20 249H19V250H20ZM26 249H27V248H26ZM181 249H184V248L181 247ZM12 250H15V249H12ZM200 250H201V248H200ZM250 250H251V248H250ZM263 250H264V248H263ZM1 251H2V250H1ZM8 251H9V250H8ZM25 251H26V250H25ZM28 251H29V250H28ZM112 251H113V252H112ZM156 251H155V252H156ZM179 251H180V250H179ZM181 251H182V250H181ZM219 251H220V250H219ZM222 251H223V250H222ZM244 251H245V250H244ZM5 252H7V251H5ZM10 252H11V251H10ZM126 252H127V253H126ZM141 252H143V253H141ZM184 252H185V251H184ZM247 252H248V250H247ZM247 252H246V254H247ZM251 252H252V251H251ZM254 252H255V251H253V253H254ZM258 252H260V251H258ZM0 253H1V252H0ZM17 253H18V252H17ZM17 253H16V254H17ZM20 253H21V252H20ZM26 253H32V252H27V251H26ZM26 253H25V254H26ZM178 253H179V252H178ZM3 254H4V253H3ZM3 254H2V255H3ZM122 254H119V255L117 254L118 260L115 258V260H117V261H114V260H113L114 262H116V264H117V262H119V257L121 258ZM126 254H127V255H126ZM143 254L145 255L144 257H143ZM176 254H177V253H176ZM181 254H182V253H181ZM255 254H256V253H255ZM255 254H253V256H254ZM259 254H260V253H259ZM262 254H264V252H263ZM5 255H6V254H5ZM14 255H15V253H12V254H9V253H8V256L6 255V256H7V257H6V258H7V262L9 261L10 263H11V262L13 263V262L15 261L14 258H18V259H19V258L22 257V256L20 257L19 254H18V256H17V255L14 256ZM21 255H22V254H21ZM32 255H33V254H32ZM198 255H199V254H198ZM241 255H243V254H241ZM69 256H70V255H69ZM147 256H149V259L147 258ZM199 256H200V255H199ZM202 256H203V252H202ZM246 256H247V255H246ZM248 256H249V255H248ZM257 256H258V255H257ZM263 256H264V255H263ZM4 257H5V256H4ZM8 257H9V258H8ZM13 257H14V258H13ZM26 257H27V256H26ZM28 257L30 258V256H28ZM123 257H122V259H123ZM162 257H163V259H162ZM185 257H186V256H185ZM215 257H216V256H215ZM255 257H256V255H255ZM31 258H32V256H31ZM126 258H127V257H126ZM126 258L123 259V261L121 260V262H124V261L126 260ZM128 258H129V257H128ZM128 258H127V259H128ZM181 258H182V257H181ZM183 258H184V257H183ZM21 259H22V258H21ZM24 259H25V258H24ZM157 259H156L155 261H157ZM198 259H199V258H198ZM242 259H244V258H242ZM245 259H247V258H245ZM251 259H252V258H251ZM261 259H262V260H260V258L257 259V261H256L255 264H264V257H262ZM4 260H5V259H4ZM22 260H23V259H22ZM110 260H112V259H110ZM185 260H186V258H185ZM252 260H253V259H252ZM24 261H25V260H24ZM28 261H29V260H28ZM36 261H38V260H36ZM108 261H109V260H108ZM5 262H6V261H5ZM16 262H19V261L16 260ZM26 262H27V261H26ZM39 262H40V261H39ZM250 262H251V261H250ZM250 262H249V263H250ZM0 263H1V262H0ZM31 263H32V262H31ZM138 263H137V264H138ZM157 263H158V262H156V264H157ZM183 263H184V260H183ZM5 264H6V263H5ZM14 264H16V263L14 262ZM32 264H33V263H32ZM35 264H36V263H35ZM71 264H72V263H71ZM159 264H160V263H159ZM243 264H244V263H243Z\"/></svg>",
	"mask_w": 264,
	"mask_h": 264
}]
</instances>
